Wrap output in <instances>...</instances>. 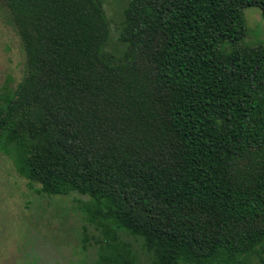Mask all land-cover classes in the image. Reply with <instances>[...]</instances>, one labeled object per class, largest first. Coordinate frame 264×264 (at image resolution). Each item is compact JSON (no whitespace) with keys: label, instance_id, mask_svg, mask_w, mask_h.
<instances>
[{"label":"trees","instance_id":"16d2710c","mask_svg":"<svg viewBox=\"0 0 264 264\" xmlns=\"http://www.w3.org/2000/svg\"><path fill=\"white\" fill-rule=\"evenodd\" d=\"M25 54L0 147L38 194L88 197L95 264H264V0H0Z\"/></svg>","mask_w":264,"mask_h":264},{"label":"rangeland","instance_id":"374dc122","mask_svg":"<svg viewBox=\"0 0 264 264\" xmlns=\"http://www.w3.org/2000/svg\"><path fill=\"white\" fill-rule=\"evenodd\" d=\"M111 23L109 50L113 51L121 35L123 9L128 0H103ZM248 34L245 42L264 45V23L257 9L246 10ZM26 54L20 37L9 24L8 13L0 3V88L9 83L16 90L24 79ZM14 148L0 147V264H95L94 241L85 247L84 227L89 236L98 233L86 223L81 201L88 197L38 194L29 181L18 175L10 158ZM122 231L121 239L131 243L139 264H151L141 241ZM248 264H261L249 257Z\"/></svg>","mask_w":264,"mask_h":264}]
</instances>
